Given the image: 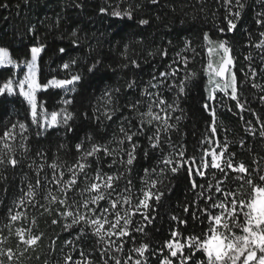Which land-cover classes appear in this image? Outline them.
I'll return each instance as SVG.
<instances>
[{"label": "snow or ice", "instance_id": "1", "mask_svg": "<svg viewBox=\"0 0 264 264\" xmlns=\"http://www.w3.org/2000/svg\"><path fill=\"white\" fill-rule=\"evenodd\" d=\"M218 3L225 9L226 23L218 27L217 32L236 30L237 21L246 7L244 0H218ZM150 4L158 7L160 0H150ZM0 6L8 7L7 4ZM72 6L82 8L83 4L74 3ZM110 7L111 11L105 7H100L99 11L121 20L134 18L135 9L131 5L124 10H120L119 5ZM138 23L149 25L150 20L140 18ZM256 23L264 26V10L257 13ZM258 35L260 39L255 43L249 35V45L261 50L264 60V31ZM201 37L205 43L200 47L207 52L206 66L202 64L199 71L189 67L200 52L186 38L183 47L174 55H170L167 47L148 53L153 58L159 56L163 70L154 64L147 82H142L139 75L149 61L141 59L129 45L119 53L122 60L117 68L96 57L87 66L89 74L107 78L126 69L133 78L124 79V91L118 84L105 87L97 104L79 113L69 110L73 101L67 98L61 99L59 108L53 105L49 110L47 101L39 95L50 90L53 94L56 90H63L65 97L77 92L84 73L76 69L77 59L71 58L67 48H58L59 54L70 57L58 65L64 72L63 77H58L42 75L40 59L46 44L37 40L23 60L14 58L7 47L0 46V66L19 70L18 76L0 82V96L7 93L22 97L28 106L26 114L30 112L25 121L17 120L0 130V182L6 185L9 168L15 170L26 164L34 173L32 177L25 174L26 183L20 188L21 195L7 209L8 223L0 227V236L6 229L9 236L15 234L18 246L23 244L25 250L34 248L42 238L41 233L12 227L15 222L26 218L25 206H31L44 209L53 217V225H59L62 232L71 234V239H65L64 246L70 252H77L78 257L74 259L71 254H66L64 264H148V256L158 257L159 264H264V170L259 159L253 158L246 163L237 158V153L228 151V130L218 128L216 110L219 105L231 112L232 106L221 103L223 98L217 100L215 95L219 90L235 101L234 107L239 109L241 119L243 112H251L259 127L248 120L245 131L253 138L257 133L264 138V121L247 107L246 98L241 102L239 95L248 84L264 93V84L256 82L257 70L251 63L247 71L236 69V59L227 39H214L208 32H203ZM69 39L71 46H80L81 38L75 30ZM167 44L172 46V41ZM166 57L170 63H164ZM245 59L251 61V53ZM205 75L209 91L202 107L210 120L200 141L199 153L186 155L185 146L175 144L171 133L178 130L183 116L179 101L192 88L202 86ZM164 93L173 95L169 98ZM122 95L133 98L121 104ZM214 100L216 103H211ZM259 100L264 103V94ZM178 111L181 115H175ZM76 121L80 122L79 125ZM114 124L115 130L109 133ZM81 129L82 136L79 135ZM50 130L74 138L70 148L62 142L55 145L51 162L48 155L51 145L46 149L38 143ZM218 131L222 132L223 140L217 135ZM98 132L104 135L97 136ZM243 144L241 140L240 146ZM61 151L73 154L71 162L60 155ZM150 157L153 162L143 167L140 188L134 191V168L141 158L147 161ZM45 168L50 171L46 172ZM211 169L222 175L217 177L210 172ZM181 174L188 179L189 189L195 193L194 199L182 206L183 212L192 219L199 218L206 224V231L185 234L174 228L158 249L149 252L147 242L137 246L133 233L148 235L146 229L156 219L162 198L171 191L173 179ZM206 176L209 178L204 183H198V178ZM230 176L240 182L241 188L247 185L251 191L243 194L238 188L222 187ZM3 191H7L6 186ZM41 200L46 203H40ZM3 203L0 201V205ZM192 208L194 210L190 211ZM137 215L141 218L139 223L133 219ZM171 219L178 225L188 223L186 218L176 215ZM6 239H0V244ZM93 240L94 246L88 247ZM129 241L132 247L122 260L125 243ZM54 246L55 239L50 248L54 249ZM15 256L12 248H0V257H7L10 264ZM0 264H4L3 259Z\"/></svg>", "mask_w": 264, "mask_h": 264}, {"label": "trees", "instance_id": "2", "mask_svg": "<svg viewBox=\"0 0 264 264\" xmlns=\"http://www.w3.org/2000/svg\"><path fill=\"white\" fill-rule=\"evenodd\" d=\"M244 2L246 7L237 21L236 30L219 33L217 28L223 27L226 20L224 19L225 9L220 7L218 0H160L158 7L151 5L150 0H0V5H8V7L0 6V46L7 47L14 58L23 60L25 54L29 53L30 47L37 40L46 44L47 48L40 59L42 75L51 74L63 77L64 72L58 68V65L62 61L69 60L70 57L59 54V47L67 48L71 53V58L77 59L75 67L84 73V79L80 82L77 92L69 93L66 97L63 90H56L55 94L51 90L39 94L47 101L46 107L49 110H52L53 105L59 108L61 99L67 98L73 101L69 110L79 113L96 105L97 99L105 87L118 84L124 91V79L133 78L128 70H118L117 73L102 78L100 74H89L87 66L99 56L106 63H111L112 67L117 68L118 63L122 60L119 53L123 51L125 45H129L130 49L139 54L141 59L149 61L144 65L143 72L139 75L142 82L148 81L154 64L159 70H163L159 56L153 58L148 53L159 47H167L170 55H174L176 50L183 47V41L186 38L190 39L193 47H196L200 52V56L196 57L195 62L189 65L190 68L199 71L202 64L206 66L207 60L206 49L202 50L200 47L205 43L201 37L203 32H208L214 39H227L232 47L231 54L236 59V69L247 71V66L251 63L257 70L256 82L264 84V60L261 58V50L249 45V35H251L252 42L255 43L260 39L258 33L264 31V26L256 23L257 13L264 10V4H262V0H244ZM74 3H82L83 7H74L72 6ZM116 5H119L120 10L131 5L135 9L134 18L121 20L99 11L100 7L109 8L111 11L110 6L115 7ZM136 5H140V7L136 8ZM140 18H148L149 25H140L138 23ZM58 20L59 23H57ZM32 29H35V32ZM73 30L81 38L79 47L70 44L69 38ZM169 40L172 41V46L167 44ZM249 53H251V61L245 59ZM170 62L166 57L164 63ZM237 74L239 79L240 73ZM18 75V69H14L12 66H0V82ZM206 80L205 75V83L192 88L187 96L182 97L179 101L180 107L183 109V116L179 121L178 130L172 132L171 136L175 144L185 146L186 155L199 153L200 141L205 136V129L210 120L209 114L202 107V102H206L209 91ZM164 94L169 98L173 95ZM262 94L264 93H261L259 89L252 88L250 84L245 85L239 92L241 102L246 98L247 107L251 108L264 121V103L259 100V96ZM215 95L217 100L223 98L221 103L232 106L231 112L219 105L216 110L218 128L228 130V151L237 153V158L246 163H250L253 158L259 159L260 167L264 170V138L259 137L258 133L253 138L245 131V123L248 120L252 121L253 126L259 127L255 116L251 112L245 111L242 113L243 119H241L238 115L239 109L234 107L235 101L230 100L219 90ZM132 98L131 95H122L120 103L123 104ZM211 103L215 104L216 101ZM27 108L22 97L7 93L0 96V130L5 125H10L17 120L25 121L30 117V112L26 114ZM175 115H181V113L178 111ZM79 123L76 121L77 125ZM115 128L114 124L109 133ZM79 135H83V129L80 130ZM96 135L103 136L104 133L98 132ZM217 135L223 140L221 131H218ZM73 140L74 138L71 136L64 137L62 132L50 130L46 138H40L38 143L46 149L51 145L48 152L51 162L53 153L56 151L55 145L62 142L70 148ZM241 140L244 141L243 147L240 146ZM141 143H144L143 138H141ZM60 155L71 162L73 156L71 152L66 154L61 151ZM152 162V157L147 161L141 158L139 165L134 168L132 176L134 191H138L140 188L139 177L143 174V167ZM105 170L107 171V169ZM45 171L50 170L45 168ZM210 172H214L217 177L222 175L215 169H211ZM25 174L29 177L34 175L26 164L15 170L9 168L6 172L8 177L6 185L0 182V201L4 202L0 205V227L8 223L7 209L21 195L20 188L26 183ZM208 178V176L198 178V183H204ZM215 182L213 181V183ZM172 185L171 191L162 198L160 206L156 210V219L146 229L148 235L133 233L137 246L141 242L149 243V252L158 249L169 238L171 229L179 228L185 234H200L202 231H206V224L201 223L199 218L192 219L190 216H185L183 212L182 206L190 203L195 197V193L189 189L188 179L181 174L178 178L173 179ZM5 186L7 187L6 192L3 191ZM221 186L238 188L243 194L251 191L247 185L241 188L240 182L232 180L231 176L227 184ZM40 203L46 202L41 200ZM201 205L203 206L202 201ZM192 210L194 208L190 209V211ZM23 211H25L26 218L22 222H15L12 225L13 229L16 227L31 229L33 232L41 233L42 238L34 248L25 250L23 244L18 246L15 234L9 236L5 229L0 239H7L3 244H0V248H12L16 253L11 264H64L66 254H71L74 259L78 257L77 252H70L69 248L64 246L65 239H71V234L62 232L59 225H53L51 223L53 217L48 212L39 207L34 209L31 206H25ZM173 215L186 218L187 225H178L171 219ZM133 219L139 223L141 218L137 215ZM57 235H59V239H56ZM54 239L55 246L52 249L50 245ZM94 244V240L90 241L88 247L94 246ZM130 247H132L130 241L125 243L122 260L126 257ZM0 259L4 260V264H10L7 257H0ZM148 264H159L158 257L148 256Z\"/></svg>", "mask_w": 264, "mask_h": 264}]
</instances>
